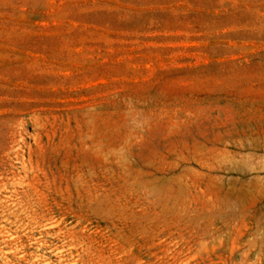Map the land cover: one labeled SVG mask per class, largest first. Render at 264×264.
<instances>
[{
	"label": "rangeland",
	"instance_id": "rangeland-1",
	"mask_svg": "<svg viewBox=\"0 0 264 264\" xmlns=\"http://www.w3.org/2000/svg\"><path fill=\"white\" fill-rule=\"evenodd\" d=\"M0 264H264V0H0Z\"/></svg>",
	"mask_w": 264,
	"mask_h": 264
}]
</instances>
